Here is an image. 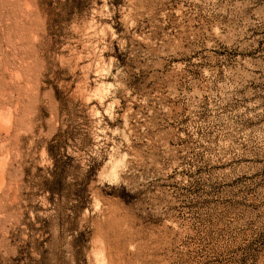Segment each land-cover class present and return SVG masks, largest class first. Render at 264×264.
I'll return each instance as SVG.
<instances>
[{
    "label": "rangeland",
    "instance_id": "rangeland-1",
    "mask_svg": "<svg viewBox=\"0 0 264 264\" xmlns=\"http://www.w3.org/2000/svg\"><path fill=\"white\" fill-rule=\"evenodd\" d=\"M0 264H264V0H0Z\"/></svg>",
    "mask_w": 264,
    "mask_h": 264
},
{
    "label": "bare ground",
    "instance_id": "bare-ground-1",
    "mask_svg": "<svg viewBox=\"0 0 264 264\" xmlns=\"http://www.w3.org/2000/svg\"><path fill=\"white\" fill-rule=\"evenodd\" d=\"M10 116V115H9Z\"/></svg>",
    "mask_w": 264,
    "mask_h": 264
}]
</instances>
